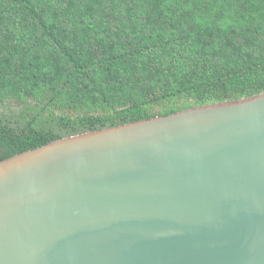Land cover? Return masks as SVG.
Segmentation results:
<instances>
[{
    "label": "water",
    "instance_id": "water-1",
    "mask_svg": "<svg viewBox=\"0 0 264 264\" xmlns=\"http://www.w3.org/2000/svg\"><path fill=\"white\" fill-rule=\"evenodd\" d=\"M0 264H264V92L0 160Z\"/></svg>",
    "mask_w": 264,
    "mask_h": 264
},
{
    "label": "trees",
    "instance_id": "trees-1",
    "mask_svg": "<svg viewBox=\"0 0 264 264\" xmlns=\"http://www.w3.org/2000/svg\"><path fill=\"white\" fill-rule=\"evenodd\" d=\"M264 92V0H0V160Z\"/></svg>",
    "mask_w": 264,
    "mask_h": 264
},
{
    "label": "rangeland",
    "instance_id": "rangeland-1",
    "mask_svg": "<svg viewBox=\"0 0 264 264\" xmlns=\"http://www.w3.org/2000/svg\"><path fill=\"white\" fill-rule=\"evenodd\" d=\"M21 109V105L15 104L14 101H6L0 103V113L6 115L12 112H17Z\"/></svg>",
    "mask_w": 264,
    "mask_h": 264
}]
</instances>
